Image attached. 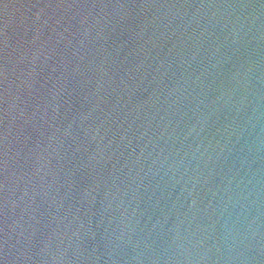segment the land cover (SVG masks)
I'll list each match as a JSON object with an SVG mask.
<instances>
[{
	"label": "water",
	"instance_id": "obj_1",
	"mask_svg": "<svg viewBox=\"0 0 264 264\" xmlns=\"http://www.w3.org/2000/svg\"><path fill=\"white\" fill-rule=\"evenodd\" d=\"M0 264H264V0H0Z\"/></svg>",
	"mask_w": 264,
	"mask_h": 264
}]
</instances>
